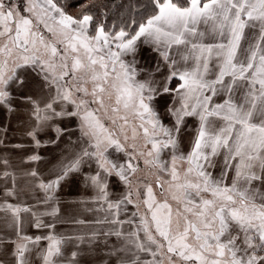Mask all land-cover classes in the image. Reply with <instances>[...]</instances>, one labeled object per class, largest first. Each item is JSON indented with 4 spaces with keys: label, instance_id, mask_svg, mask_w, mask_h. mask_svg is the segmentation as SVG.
Masks as SVG:
<instances>
[{
    "label": "snow or ice",
    "instance_id": "snow-or-ice-1",
    "mask_svg": "<svg viewBox=\"0 0 264 264\" xmlns=\"http://www.w3.org/2000/svg\"><path fill=\"white\" fill-rule=\"evenodd\" d=\"M70 7L0 0V264H264V0Z\"/></svg>",
    "mask_w": 264,
    "mask_h": 264
},
{
    "label": "crops",
    "instance_id": "crops-1",
    "mask_svg": "<svg viewBox=\"0 0 264 264\" xmlns=\"http://www.w3.org/2000/svg\"><path fill=\"white\" fill-rule=\"evenodd\" d=\"M7 126L8 128V136L11 140V142L15 143L18 142L19 140V134L17 132V129L19 128V122H18V117L13 115L11 117L6 116L3 112H0V128H2L3 126ZM16 132V135H13V133ZM79 133L77 132V135ZM73 141H75L76 136L72 137ZM61 147H63V145H61ZM58 149L56 148H50L48 150L45 151L44 155L45 158L48 159L49 153H58ZM219 172V169H217V174ZM85 190L84 188L77 182H72L70 184H67L64 186L63 190H62V197L64 199V201L67 202V204H70L73 200H75L76 198L80 197L81 195H85ZM66 204V206H67ZM3 214L0 213V216H2ZM63 230V229H61ZM7 231L6 227H5V222L3 219H0V234H3ZM35 230L33 229H29V232H34ZM69 231H72V229H69ZM79 231L81 234L86 233L88 230L87 229H82V230H77ZM85 245H81V248H85ZM70 248L74 249V245H70ZM86 262H90V264H100V257L93 253V254H89L86 256Z\"/></svg>",
    "mask_w": 264,
    "mask_h": 264
},
{
    "label": "trees",
    "instance_id": "trees-1",
    "mask_svg": "<svg viewBox=\"0 0 264 264\" xmlns=\"http://www.w3.org/2000/svg\"><path fill=\"white\" fill-rule=\"evenodd\" d=\"M67 2L71 4L69 11L75 13L81 3H88L90 0H67ZM94 2L101 6L99 11L108 12L110 20L119 19L128 14L129 0H94ZM131 2L136 3V0H131ZM102 5H108V8L105 9Z\"/></svg>",
    "mask_w": 264,
    "mask_h": 264
},
{
    "label": "rangeland",
    "instance_id": "rangeland-1",
    "mask_svg": "<svg viewBox=\"0 0 264 264\" xmlns=\"http://www.w3.org/2000/svg\"><path fill=\"white\" fill-rule=\"evenodd\" d=\"M89 1V0H88ZM77 10V9H76Z\"/></svg>",
    "mask_w": 264,
    "mask_h": 264
}]
</instances>
